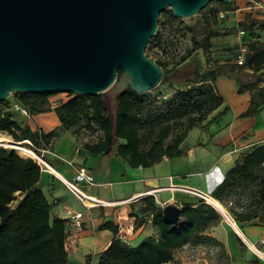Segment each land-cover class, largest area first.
I'll return each instance as SVG.
<instances>
[{"label": "trees", "instance_id": "16d2710c", "mask_svg": "<svg viewBox=\"0 0 264 264\" xmlns=\"http://www.w3.org/2000/svg\"><path fill=\"white\" fill-rule=\"evenodd\" d=\"M235 10L231 0L221 8L214 7L204 20ZM160 17L164 23L175 25L178 32L190 35V47L180 58L181 63L171 68L163 61L170 48L162 43L161 33H156L149 42L157 40L154 48L160 60L151 59L163 69L164 76H169L167 82L178 88L175 98L164 109L155 107L148 93L137 94L128 89L114 96L112 108L105 103L104 93L67 94L69 98L65 102L45 108L30 105L29 98L44 100L52 94L14 93V97L31 115L53 112L63 130L100 133L96 142L83 144V149L91 155L122 159L131 168H151L164 159L180 157L181 145L189 131L205 122L224 104L216 84L220 76L235 79L238 93L249 94V105L240 118L261 114L264 109V87L261 86L264 84V39L248 41L244 46L243 63L238 65L236 61L227 67L211 56L214 40L223 33L211 28L195 33L182 19L174 17L170 9L164 10ZM246 19L236 24L238 31L264 34V18ZM199 52L205 62H211L213 66L206 73L198 68L189 76L177 74L182 65ZM117 73L120 77L123 72L118 70ZM4 104L6 102H0V106ZM179 125L181 128L177 131ZM0 131L15 141L31 140L35 135L29 126L22 127L15 121L10 111L1 109ZM54 134L51 131L42 138L47 142ZM41 175L34 160L23 159L11 150L0 148V264H67L64 222L51 218L52 206L39 185ZM246 195L250 200L239 206L241 211L229 209L234 221L258 220L264 226V145L247 151L210 194L221 205L239 203V198ZM144 200L146 205L140 209V215L130 214L134 218L133 231L150 219L157 238L145 237L137 246L131 247L118 238L117 225L104 223L101 228L110 230L113 238L100 254L97 264H180L175 259V251L191 245L196 239L214 242L220 247V256L230 260L224 246L204 234L208 227L222 220L221 214L211 205L202 199L183 203L181 216L185 223L175 226L163 219L162 208L156 207L152 196ZM236 239L243 245L237 236ZM246 264L261 263L252 258Z\"/></svg>", "mask_w": 264, "mask_h": 264}, {"label": "water", "instance_id": "95a60500", "mask_svg": "<svg viewBox=\"0 0 264 264\" xmlns=\"http://www.w3.org/2000/svg\"><path fill=\"white\" fill-rule=\"evenodd\" d=\"M230 1L0 0V102L14 93H150L164 80L145 54L160 14L170 9L189 19L210 2ZM162 215L171 225L185 223L176 203Z\"/></svg>", "mask_w": 264, "mask_h": 264}, {"label": "rangeland", "instance_id": "374dc122", "mask_svg": "<svg viewBox=\"0 0 264 264\" xmlns=\"http://www.w3.org/2000/svg\"><path fill=\"white\" fill-rule=\"evenodd\" d=\"M222 5V3H211L194 17L183 19V22L191 26L195 33H199L205 28L215 29L223 33V36L214 40L215 45L211 56L213 59L219 61L220 64L228 67L236 64L238 55L244 52V46L248 41L256 38L262 40L264 39V34L256 32L244 34L238 31L235 27L238 23L237 20L225 12H221L222 15L219 13L217 16H211L208 21L204 20V16L214 7L221 8ZM246 21L248 20L246 19ZM156 33H161L162 43L170 48L169 53L164 57L163 61L169 63V68L179 65L181 63L180 58L190 47V35L188 33L178 32L175 29V25L164 23V19L161 17H159ZM228 33L230 35H240V42L234 43L232 39H228ZM149 42L146 46V54L154 60H160L154 48L157 40L151 44ZM196 55L183 64L177 74L189 76L198 68L202 73H206L213 66V63L210 62L207 64L205 62L202 52ZM168 78L169 76H164L162 83L155 90L148 93V97L153 101L155 107L164 109L175 98V93L178 88L169 84L167 82ZM216 84L220 95L224 99L223 106L214 111L201 125L189 131L185 141L181 145L180 157L170 162L171 169L174 172H181L177 173L178 183L197 189L202 194L209 195L223 180L225 174L242 159V156L247 151L264 145V117L259 114L257 117L240 118V115L249 105L248 93L239 94L238 83L233 78L224 79L223 76H220ZM261 86L264 87V84ZM68 98L67 94L59 93L52 94L44 100L36 98H29V100L30 105L45 108L47 106L55 107L68 100ZM103 99L107 106L112 108L114 95L111 90L104 93ZM4 102L6 104L1 105L0 109L10 111L12 118L15 121H19L22 127L26 126V121H39L37 118H33L37 115H31L28 108L22 106L13 94ZM15 105L19 109H16ZM51 117L58 122L54 113H52ZM182 123H185V120ZM180 128L181 126L179 125L176 130L179 131ZM53 131L55 132L54 136L46 142L42 138L46 133L42 128H38L30 141L39 149L51 150L57 139L63 135H69V130H63L60 126ZM69 132L73 138H77V141L82 144L94 143L101 137L100 133L90 134L85 131L75 132L74 130ZM7 137L13 139L10 135H7ZM64 138L67 139L68 137L65 136ZM61 145L65 146L66 142L62 141L60 143ZM44 192L48 195L46 189H44ZM197 199L199 198L191 195H185L183 197L177 195L175 197V203L182 205L186 202H194ZM249 200V195H246L239 198V203L225 202L221 205L219 202L224 210V213L220 211L222 220L204 231L206 237L214 238L224 246L230 260H226L220 256V247L214 242L197 239L191 245L179 250V252H175V259L180 264H246L252 258H257L261 264H264L263 224L258 220L237 223L229 212L230 208H233L235 211H241L239 206L244 205ZM113 209L115 220L120 224V235L128 239L136 238L132 247L137 246L143 237L139 238V235L136 237L132 236L136 231H133V227L127 221L125 206L122 205ZM233 224L238 227L242 234L241 236L236 232ZM231 231H235L243 245L238 242L236 235L231 237ZM75 264L81 263L77 262Z\"/></svg>", "mask_w": 264, "mask_h": 264}, {"label": "crops", "instance_id": "0c3cea01", "mask_svg": "<svg viewBox=\"0 0 264 264\" xmlns=\"http://www.w3.org/2000/svg\"><path fill=\"white\" fill-rule=\"evenodd\" d=\"M235 11L229 12L237 22L246 18L262 20L250 6L249 0H234ZM234 43L240 42V35H230L227 37ZM224 79H228L223 76ZM218 80V79H217ZM249 97V95L247 94ZM249 102V99H248ZM53 112L39 114L33 118L39 121H26L32 131L42 128L45 133L51 132L60 126L59 121H55ZM45 115V116H43ZM19 123V121H17ZM69 135H63L57 139L51 150L44 155L46 162L55 173L51 171L42 172L40 187L48 192L45 194L52 206L51 218L63 220L66 238L72 239V243L65 248L67 251V264H97L100 254L110 245L113 235L110 230L102 229L104 223L111 222L118 226V238L132 247L135 239L124 238L120 235V224L116 222L114 209L125 206V216L133 227L134 218L130 214L138 213L145 205V198L152 196L157 208H163L168 203H175V197L186 194L182 191L170 189L171 186L190 188L177 182V173L171 169V160L164 159L151 168H131L124 160L119 158L107 159L100 155H91L82 147V143ZM68 138L65 139L64 137ZM66 142L65 146L60 143ZM64 144V143H63ZM177 159V158H175ZM168 166V167H164ZM84 167L92 175L94 185L90 186L77 177L76 170ZM64 181L77 185L86 195L96 199L113 203L107 207L85 208L80 201L67 189ZM197 190V189H195ZM199 191V190H198ZM211 192V191H210ZM181 207V205H179ZM80 212L81 229L77 230L70 222L72 214ZM140 215V214H139ZM231 237L238 236L235 231L230 232ZM155 237L157 233L151 225L150 219L144 222L132 236ZM177 249L175 252L185 248ZM175 255V254H174ZM89 258H88V257Z\"/></svg>", "mask_w": 264, "mask_h": 264}, {"label": "built area", "instance_id": "2783aa9c", "mask_svg": "<svg viewBox=\"0 0 264 264\" xmlns=\"http://www.w3.org/2000/svg\"><path fill=\"white\" fill-rule=\"evenodd\" d=\"M251 8L258 13L261 17L264 18V0H249ZM222 15V13H220ZM244 61L243 53L238 55L237 64L241 65ZM16 109H19L17 105H15ZM21 110V109H20ZM25 112V111H24ZM7 133L0 131V148L11 150L16 155L23 159H31L36 162V164L39 166L41 172H47L51 171L52 173H55L51 166L46 162L44 155L48 153L49 151L47 149H39L30 140H23V141H15L13 139H10L7 137ZM40 152V153H39ZM77 177L84 181L87 185L93 186L94 181L92 175L87 171L84 167H79L76 170ZM67 189L82 203V205L85 208H92V207H107L112 206L113 203L105 202L99 199H96L94 197H90L86 195L81 189L77 187L76 184L68 181H64ZM170 189L182 191L186 194H189L191 196H195L199 199H202L205 201L203 194L201 191L185 188V187H177V186H171ZM206 202V201H205ZM83 217V214L80 212L74 213L70 217V222L73 225V227L77 230L81 229V219ZM72 239H65V247L68 244L72 243ZM68 243V244H67ZM264 257V256H263Z\"/></svg>", "mask_w": 264, "mask_h": 264}, {"label": "bare ground", "instance_id": "6f19581e", "mask_svg": "<svg viewBox=\"0 0 264 264\" xmlns=\"http://www.w3.org/2000/svg\"><path fill=\"white\" fill-rule=\"evenodd\" d=\"M203 197L205 199V201L211 205L214 209H216L219 213H224V210H223V207L220 205L219 201L215 200L214 198H212L209 194H203ZM221 211V212H220ZM236 232L241 236V232L240 230L238 229V227L233 224Z\"/></svg>", "mask_w": 264, "mask_h": 264}]
</instances>
